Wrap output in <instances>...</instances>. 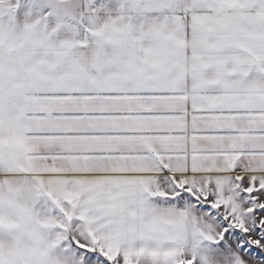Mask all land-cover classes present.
I'll list each match as a JSON object with an SVG mask.
<instances>
[{"label": "snow or ice", "instance_id": "1", "mask_svg": "<svg viewBox=\"0 0 264 264\" xmlns=\"http://www.w3.org/2000/svg\"><path fill=\"white\" fill-rule=\"evenodd\" d=\"M0 264H264V0H0Z\"/></svg>", "mask_w": 264, "mask_h": 264}]
</instances>
